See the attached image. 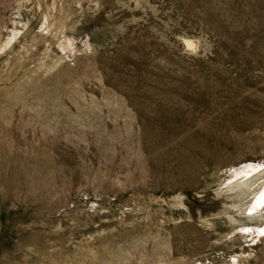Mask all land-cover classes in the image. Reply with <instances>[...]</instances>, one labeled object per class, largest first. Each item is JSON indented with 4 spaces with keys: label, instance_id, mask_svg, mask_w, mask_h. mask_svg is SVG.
I'll return each instance as SVG.
<instances>
[{
    "label": "rangeland",
    "instance_id": "1",
    "mask_svg": "<svg viewBox=\"0 0 264 264\" xmlns=\"http://www.w3.org/2000/svg\"><path fill=\"white\" fill-rule=\"evenodd\" d=\"M0 264H264V0H0Z\"/></svg>",
    "mask_w": 264,
    "mask_h": 264
}]
</instances>
